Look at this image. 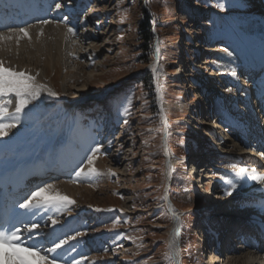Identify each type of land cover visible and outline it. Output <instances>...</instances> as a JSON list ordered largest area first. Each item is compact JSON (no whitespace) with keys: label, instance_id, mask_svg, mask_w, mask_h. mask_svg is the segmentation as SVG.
I'll list each match as a JSON object with an SVG mask.
<instances>
[{"label":"rangeland","instance_id":"rangeland-1","mask_svg":"<svg viewBox=\"0 0 264 264\" xmlns=\"http://www.w3.org/2000/svg\"><path fill=\"white\" fill-rule=\"evenodd\" d=\"M82 1L88 10H78L80 24L65 32L60 47L57 35L45 30L22 37L18 45L16 36L0 41L5 67L23 69L39 85L52 80L59 94L50 96L43 90L33 100L35 107L23 111L14 130L8 129L0 140L18 137L26 157L50 153L88 135L89 155L99 147L93 165L98 174L77 177L81 167L87 170L88 155L56 179L57 184L75 186L72 193L58 188L42 193H59L73 201L44 207L53 213L51 219L46 217L45 236L60 229L59 224L52 226L53 219L66 230L56 237V243L67 241L61 246L66 249L54 253H63L58 264H175L164 257L170 251L169 232L175 231L174 217L160 207L166 202V174L171 176L168 193L182 228V264H209L208 253L214 264H236L254 248L232 246L230 238L243 226L239 220L261 210L255 206L257 198L264 201L246 190L256 181L236 172L243 168L250 174L255 169L259 175L264 165L258 168L243 159L250 156L248 148L217 126L204 112V103L221 93L230 99L240 95L237 53L244 54V44L235 35L237 26L244 21L264 26V0ZM72 5L71 0H61V7ZM144 13L153 21L152 47L159 49L155 63L147 62L149 49L138 34ZM222 67L228 71L222 73ZM41 68L44 81L37 75ZM66 101L78 104L74 111L69 112ZM98 157L101 164L95 163ZM212 219L221 225L219 251L205 236ZM258 255L237 264H264V254ZM0 264H9L8 257Z\"/></svg>","mask_w":264,"mask_h":264},{"label":"snow or ice","instance_id":"snow-or-ice-1","mask_svg":"<svg viewBox=\"0 0 264 264\" xmlns=\"http://www.w3.org/2000/svg\"><path fill=\"white\" fill-rule=\"evenodd\" d=\"M223 7V5H220ZM61 4H56V9H60ZM50 21L43 20L41 23H49ZM69 32H73L72 28L68 29ZM10 32L16 33V43L19 44V41L22 37H29V33L25 28L10 29ZM30 38V37H29ZM11 40V35H0V41L2 40ZM156 52H159V49H156ZM155 72L156 69L153 68ZM39 75V73H37ZM233 76L236 75L235 72L232 73ZM36 77L28 74L25 71H16L13 68L5 67L4 61L0 60V99L7 97L15 98V108L14 112L9 111V107L12 104L11 99H4L3 102H0V135H5L6 131L12 127H15V122L19 119V114H21L33 100H37L42 90L46 88L45 85H39L35 83ZM48 95L55 96L56 93L48 90ZM10 120L9 123H4V120ZM166 127V125H165ZM99 152V147L92 149V155H89L87 158L88 168L85 170L81 167L76 175L77 177L81 175H95L97 169L93 166L96 153ZM110 174L111 170H109ZM237 176H245L257 183H264V175H258L255 169H252L251 173H248L246 169H239L236 172ZM231 187L236 188V184L232 183ZM50 186L45 188H39L36 191L32 192L28 198L19 205L21 209L32 210L41 207H50L55 205H67L72 204L73 201L66 196H62L59 193H55L50 196H43L42 193L48 191ZM227 194H231L230 192ZM171 210V209H170ZM51 219V217H50ZM52 223L55 224L56 221L53 219ZM37 225L35 223L30 226L26 225L24 230L25 232L32 233L36 229ZM80 235V233H77ZM32 236L24 237L22 230L19 227H12L10 229H0V248L7 246L13 249L12 254H6L9 260V264H58L59 257L57 255H50L57 253L62 245L67 243L66 240H60L58 243H53L51 247H40L36 243H26V240H31ZM27 253L28 255H21L20 253ZM29 257H38L39 261L34 259H29ZM165 259L174 261V255L171 251H166L164 253ZM78 264V262H77Z\"/></svg>","mask_w":264,"mask_h":264},{"label":"bare ground","instance_id":"bare-ground-1","mask_svg":"<svg viewBox=\"0 0 264 264\" xmlns=\"http://www.w3.org/2000/svg\"><path fill=\"white\" fill-rule=\"evenodd\" d=\"M50 1L51 0H42V2H44L43 3V7H42V9L41 10H43L44 9V13H45V11L48 9V8H50L51 6H50ZM63 10V9H62ZM255 14V13H254ZM258 14V13H257ZM262 16V15H261ZM57 17V16H56ZM55 17V18H56ZM256 19H257V17H256ZM57 22V21H56ZM62 24V23H61ZM23 28H25L27 31H28V33L30 34V33H32V34H35V33H38V32H40V34H41V32L42 33H44V30L45 31H48L49 33H52V34H55V35H57V37H56V41H57V46H61V40L63 39V37H64V35H65V32L66 31H68L67 30V27H65V26H62V25H60V23L59 24H57V23H52V22H49V23H33V24H29V25H27V26H24ZM239 31L241 32V34L242 35H245V36H248V37H256V36H258L259 35V33L260 32H263L264 33V26L262 25V24H260V23H258L257 21H253V22H249V23H244L243 24V26L239 29ZM1 34L0 35H5V36H7V35H11L12 37H14V36H16V33L15 32H0ZM236 35V34H235ZM237 36V35H236ZM233 37V36H232ZM234 38V37H233ZM232 38V39H233ZM231 43V42H230ZM230 45V44H229ZM232 47V50H233V45L231 46ZM229 48V47H228ZM244 48V47H243ZM234 51V50H233ZM239 51H240V49H239ZM242 51V50H241ZM235 52H237V51H235ZM233 53V52H232ZM230 54V53H229ZM237 54H241V52L240 53H237ZM254 55H256L255 53H253ZM234 55V54H233ZM260 59L262 60L263 58L262 57H260ZM244 61V60H243ZM234 64V63H233ZM53 67V66H52ZM10 68H14V67H10ZM19 68V67H18ZM19 70V69H18ZM21 71H23V69H20ZM231 70V69H230ZM220 71L222 72V73H226L228 70H227V67H222L221 69H220ZM44 76L46 77V74H45V72H44V69L43 68H41V70H40V73H39V77H38V79H40L41 81H44ZM246 84H247V78H245L244 80H243ZM47 82V84H45V86H46V88L44 89V90H46V93H48L47 91L48 90H50V88L49 87H51L52 89H53V84H52V80H48V81H46ZM35 83H37V82H35ZM38 84V83H37ZM245 84V85H246ZM42 85H44V84H42ZM54 90V89H53ZM228 90V89H227ZM52 91V90H51ZM55 91V90H54ZM243 92V91H242ZM55 93H56V95L55 96H59V94L55 91ZM4 99H11L12 100V104H11V106L9 107V111L10 112H14V108H15V98L14 97H7V98H3V99H0V102H3V100ZM77 103H75V102H69L68 103V101H66V107H67V109L69 110V112H71V111H73V109H75V105H76ZM35 102L34 101H31V103L28 105V107L25 109V110H31V109H33L35 106ZM24 110V111H25ZM20 115V114H19ZM17 122V121H16ZM19 123V122H18ZM21 123V122H20ZM19 123V124H20ZM19 124H16V125H19ZM23 124V123H22ZM12 130H14V128H12V129H10L9 131H12ZM16 134V133H15ZM2 135H0V137H1ZM6 136V135H5ZM89 136V135H88ZM87 136V137H88ZM86 137V136H85ZM4 138V137H3ZM3 138H0L1 140H3ZM241 138H242V134H238V136H237V138H236V140L238 141V142H240V140H241ZM9 139V138H8ZM0 140V170L2 171L3 169H4V164L6 163V162H10L12 159H15V158H17L18 157V155L20 154V152H21V149H22V145H20L19 143H18V139H13L12 138V140H7V141H1ZM23 144V143H22ZM87 144H88V141H87V139H85V138H83V139H81V141H79V143H74V144H70L69 146H64V147H62L60 150H62V151H60L59 150V152H57L56 154H52V155H44V170H47V168H49V169H56V168H62L64 165H70V162L71 161H75L76 159L75 158H77V157H80V156H82V154H84V152H85V150H86V147H87ZM242 145H243V143H241ZM245 146V145H244ZM227 147V146H226ZM68 148V149H67ZM67 149V150H66ZM230 153V152H229ZM249 153V152H248ZM243 154H246V152H243ZM236 157H241V156H239V154L238 155H235ZM57 157V158H56ZM245 158H243L244 160H247L248 159V161H250V162H252L251 164H253L255 167H258V168H260V167H262V162L258 159V158H256V157H250V156H244ZM56 158V159H55ZM168 158H169V160H170V155L168 154ZM47 160L49 161V162H47ZM78 160H80V159H78ZM78 160H76V162L78 161ZM100 161V157H98V159H96V161H95V163L97 162H99ZM73 163V162H72ZM99 164V163H98ZM100 164H101V161H100ZM74 164H72V165H70V167H72ZM259 175H264V172H261ZM54 179H56V178H54ZM54 179H52L53 181H54ZM56 181H58V180H55V182ZM52 183V184H49L48 186H50V189H56V188H58L59 189V191H66V192H70V193H72V190H74L73 188L75 187V186H72L71 184H64L65 182H63V183H58L57 184V182L56 183ZM70 183V182H69ZM254 184V183H253ZM252 184V185H253ZM260 184H263V183H257L256 182V185H254V186H249L246 190L247 191H250V192H255V193H257L260 197H261V199L262 198H264V188L262 187V185H260ZM77 191V190H76ZM14 195H13V198L14 197H16V196H18V194L17 193H13ZM257 195V196H258ZM260 200V199H259ZM166 201V200H165ZM164 201V202H165ZM24 201H22V202H20V204L21 203H23ZM167 202V201H166ZM168 204V203H167ZM172 207L174 208V209H171L170 208V206L169 207H167V208H169V212H170V214H171V212L173 213L172 214V216L174 217V227H175V231L173 232V231H171V233L169 232V236H170V240H169V247H170V251L173 253V255H174V260H176L177 259V253H178V250H179V246H178V244L176 245V243H177V236H178V233H177V230L179 229L178 228V220H177V218H178V215L175 213V211H176V208H175V206L174 205H172ZM42 208V207H41ZM41 208H37V209H32V210H26V209H21L20 207H17V208H15V215H16V221H20V220H23L24 221V227L26 226V225H28L27 223L28 222H30V220H32V219H34V217L36 218V216H34L35 214H34V211L35 210H38V212H37V215L38 214H40V209ZM171 209V210H170ZM263 217V221L261 222V223H259V224H257L256 225V227H257V229L258 230H260V234H263L264 235V216H262ZM179 219V218H178ZM181 219V218H180ZM56 223H58V222H56ZM57 225V224H56ZM29 226V225H28ZM222 229V228H221ZM63 231H66L65 229H64V224H62L61 225V228H60V230H58L57 232L59 233H61V232H63ZM22 233L24 234V235H27V233L25 232V231H22ZM249 246V245H248ZM9 249H11V248H9V247H6V248H3V249H1L0 250V255H4L7 251H9ZM62 250H64V249H66L65 247H62L61 248ZM13 250V249H12ZM258 254H264V247H260L258 250L256 249V248H254L250 253H248V254H242L241 255V258H239V259H241V260H243V259H246L247 257H249V258H252V259H254L255 257H257V256H260V255H258ZM26 255V254H25ZM5 257V256H4ZM254 257V258H253ZM1 258H3V257H1ZM0 258V259H1ZM6 259H7V257H6ZM239 259H237V262H239L240 260ZM2 260V259H1ZM4 262V261H3ZM237 262H236V264H237ZM207 263H209V264H214V262H213V257H212V255L210 254V253H208V261H207ZM235 263V262H234ZM240 263V262H239ZM257 262H252L251 264H256ZM245 264H249L248 262H245Z\"/></svg>","mask_w":264,"mask_h":264},{"label":"trees","instance_id":"trees-1","mask_svg":"<svg viewBox=\"0 0 264 264\" xmlns=\"http://www.w3.org/2000/svg\"><path fill=\"white\" fill-rule=\"evenodd\" d=\"M152 19L149 17L148 14L144 13L143 18L138 26V34L142 41V46H146L149 49V59L148 63L153 62L155 55H154V48L152 47V43L154 41V33L152 28ZM147 75L151 76L150 71L146 72ZM151 80V78H150Z\"/></svg>","mask_w":264,"mask_h":264},{"label":"water","instance_id":"water-1","mask_svg":"<svg viewBox=\"0 0 264 264\" xmlns=\"http://www.w3.org/2000/svg\"><path fill=\"white\" fill-rule=\"evenodd\" d=\"M168 198V197H167ZM167 203L168 204H166L168 207L170 206V208L172 209V207H171V205H170V202L167 200ZM173 213L171 212V215H172ZM177 243H176V245L178 244V236H177ZM176 261H177V264H180V256L179 255H177V259H176Z\"/></svg>","mask_w":264,"mask_h":264}]
</instances>
